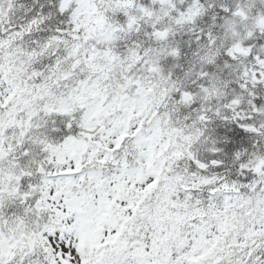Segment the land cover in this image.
Returning a JSON list of instances; mask_svg holds the SVG:
<instances>
[{
  "label": "snow or ice",
  "instance_id": "obj_1",
  "mask_svg": "<svg viewBox=\"0 0 264 264\" xmlns=\"http://www.w3.org/2000/svg\"><path fill=\"white\" fill-rule=\"evenodd\" d=\"M0 264H264V0H0Z\"/></svg>",
  "mask_w": 264,
  "mask_h": 264
}]
</instances>
